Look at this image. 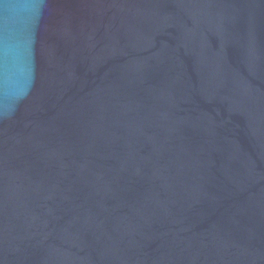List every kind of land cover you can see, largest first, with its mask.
<instances>
[{
    "label": "water",
    "instance_id": "95a60500",
    "mask_svg": "<svg viewBox=\"0 0 264 264\" xmlns=\"http://www.w3.org/2000/svg\"><path fill=\"white\" fill-rule=\"evenodd\" d=\"M0 264H264V0H0Z\"/></svg>",
    "mask_w": 264,
    "mask_h": 264
}]
</instances>
